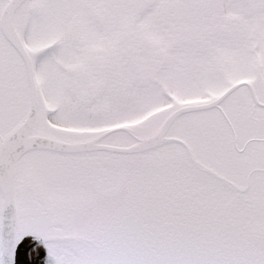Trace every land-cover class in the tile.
<instances>
[{
    "label": "snow or ice",
    "instance_id": "obj_1",
    "mask_svg": "<svg viewBox=\"0 0 264 264\" xmlns=\"http://www.w3.org/2000/svg\"><path fill=\"white\" fill-rule=\"evenodd\" d=\"M0 264H264V0H0Z\"/></svg>",
    "mask_w": 264,
    "mask_h": 264
}]
</instances>
